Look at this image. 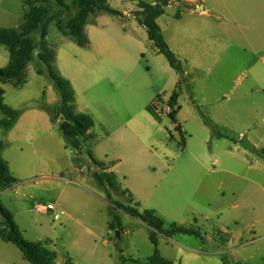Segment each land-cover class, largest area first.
I'll return each instance as SVG.
<instances>
[{
    "label": "rangeland",
    "instance_id": "1",
    "mask_svg": "<svg viewBox=\"0 0 264 264\" xmlns=\"http://www.w3.org/2000/svg\"><path fill=\"white\" fill-rule=\"evenodd\" d=\"M23 1H5L10 13L1 27H19ZM137 2L108 0L112 9L128 11L131 17L122 21L106 13L104 21L132 29V17L140 11ZM47 42L56 51L64 49V75L66 70L77 73L83 61L79 48L55 24ZM145 45V57L138 52L131 66L119 62L118 74L131 70L122 81L112 84L94 76L90 89H78L76 112L94 115L95 123L93 137L80 151L66 144L59 127L63 118L54 119L59 96L51 80L36 73L37 60L26 71L25 85H2L5 103L20 111L21 118L11 130L0 128L2 157L15 179L11 188L0 190L1 202L25 239L56 253L55 264H145L155 249L151 230L107 199L93 177L101 170L92 159L105 161L119 186L111 191L113 202L154 210L166 221V229L171 224L193 227L204 237L159 235L161 256H179L177 264H264V159L248 147L264 149V96L249 92L254 84L245 64L208 73L182 62L189 78L172 120L169 100L179 77L164 56L153 55V47ZM9 59L7 48L0 45V69ZM151 104L159 120L147 111ZM209 124L228 137L219 136ZM253 126L256 130L239 138ZM48 204L58 213L65 211L60 220L42 210ZM114 216L121 231L109 228ZM0 264L28 263L16 246L0 238Z\"/></svg>",
    "mask_w": 264,
    "mask_h": 264
},
{
    "label": "trees",
    "instance_id": "2",
    "mask_svg": "<svg viewBox=\"0 0 264 264\" xmlns=\"http://www.w3.org/2000/svg\"><path fill=\"white\" fill-rule=\"evenodd\" d=\"M137 4L140 11L135 13L136 20L147 29L149 39L157 52L166 58L170 67L179 77V82L169 100V117L175 120L178 111L181 109L177 105V101L188 79L182 62L167 45L157 23L158 18L165 14V8L174 4V1L154 0L153 3L138 1ZM25 5L27 10L19 27L0 28V45L7 48L10 57L8 65L0 69V113L3 115L0 118V128L7 131L13 129L21 117L20 111L5 103V91L2 85L11 84L14 87L25 85L26 71L29 65L37 60L36 73L40 76H47L59 96V105L54 119H57L58 116L63 118V123L59 127L66 144L74 150L80 151L83 144L93 137L90 131L94 127V120L87 114L76 112L75 91L71 82L58 70L56 50L47 42L49 28L52 24H55L63 36L79 47L86 49L90 45V40L86 34V26L91 22V18L104 13L114 15H120V13L109 6L108 0H72L71 4H67L65 0H26ZM147 109L154 118L159 120V114L153 104L149 105ZM209 125L211 126V124ZM211 127L217 132L213 126ZM177 129L181 130L180 126H177ZM218 134L221 137L227 136L221 133ZM4 146V142L0 140V190L11 188L15 183L8 163L2 157ZM248 147L264 159V149H256L252 145ZM92 162L94 166L101 170V172H94L93 177L98 185L106 191L107 199L112 202L113 206L139 219L151 230L150 241L155 249L153 255L148 258L145 264H174L160 255L157 248L159 235L170 238L173 235L182 234L204 240L201 232L193 227L171 224L169 229H166V221L157 216L154 210H140L131 205L113 202L111 191L119 190L117 176L114 172L108 171L106 163L95 159H92ZM123 194L132 197V194L127 190ZM0 218L1 240L16 246L28 264H55L56 253L40 242H30L25 239L14 220L12 212L3 205L1 200ZM109 228L110 230L121 231V222L117 216L113 217ZM218 232L222 233L221 231ZM123 261L126 260L123 259ZM134 262L140 263L136 260ZM65 264L73 263L68 261Z\"/></svg>",
    "mask_w": 264,
    "mask_h": 264
},
{
    "label": "crops",
    "instance_id": "3",
    "mask_svg": "<svg viewBox=\"0 0 264 264\" xmlns=\"http://www.w3.org/2000/svg\"><path fill=\"white\" fill-rule=\"evenodd\" d=\"M5 1L14 0H0V25L10 13V7L5 5ZM138 1L153 3L154 0ZM173 1L174 4L165 8V14L158 18L157 23L167 45L175 49L174 52L180 61L188 63L194 71L204 69L208 73L217 67L226 70L234 64H245L246 71L252 75L254 84L249 92L261 93L264 96V0ZM25 2L26 0L22 2L24 13L27 10ZM66 3L71 4L67 1ZM119 13L120 15L116 16H119L122 21L124 18L131 17L128 11ZM105 14L97 15L86 26L90 45L86 49L77 45L83 59L78 65L77 73L66 70L67 73L64 75L61 67L64 66L65 51L62 47L56 51L58 70L71 82L75 91L76 108H78V93L90 89L94 83V76H97L98 80H107L113 84L120 79L122 81L126 75L130 74L131 70H126L123 75L118 74L122 66L119 62L124 60L128 66H131L133 53L138 52L145 57L142 45L153 47L152 54L160 55L150 39H147L149 38L147 31L144 35L145 27L140 25L135 17H132L135 20L134 27L128 29L125 24L114 25L113 21H104ZM21 21L23 20H20V24ZM111 26L114 29L110 33L108 29ZM0 28L3 27L0 26ZM184 69L188 79L189 74L185 67ZM165 71H167L166 65ZM78 89H80L79 92ZM87 115L94 118V115L90 113ZM224 127L229 129L227 124ZM252 130H256V126L245 129L240 133L239 138L244 140L245 135ZM90 133L92 134V131ZM121 144L125 145V142L122 141ZM252 146L257 148L256 145ZM108 171H112L109 166ZM132 201L134 203L133 195ZM162 256L174 264L182 260L179 256L174 258L164 254Z\"/></svg>",
    "mask_w": 264,
    "mask_h": 264
},
{
    "label": "built area",
    "instance_id": "4",
    "mask_svg": "<svg viewBox=\"0 0 264 264\" xmlns=\"http://www.w3.org/2000/svg\"><path fill=\"white\" fill-rule=\"evenodd\" d=\"M44 212L47 213H52L53 219L54 220H60L61 215L65 214V211H61L60 213L56 212V206H54L53 204H48L44 209H42Z\"/></svg>",
    "mask_w": 264,
    "mask_h": 264
}]
</instances>
